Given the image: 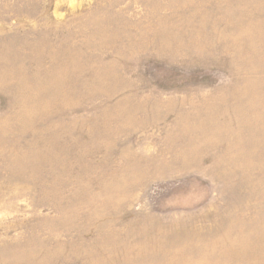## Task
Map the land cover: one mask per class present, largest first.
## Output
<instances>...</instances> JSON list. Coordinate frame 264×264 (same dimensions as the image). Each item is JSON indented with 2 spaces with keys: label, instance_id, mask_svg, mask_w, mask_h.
<instances>
[{
  "label": "rangeland",
  "instance_id": "obj_1",
  "mask_svg": "<svg viewBox=\"0 0 264 264\" xmlns=\"http://www.w3.org/2000/svg\"><path fill=\"white\" fill-rule=\"evenodd\" d=\"M0 264H264V0H0Z\"/></svg>",
  "mask_w": 264,
  "mask_h": 264
}]
</instances>
